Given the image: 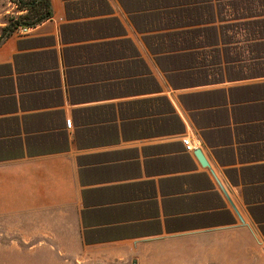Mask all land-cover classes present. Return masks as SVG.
Masks as SVG:
<instances>
[{
	"label": "crops",
	"instance_id": "obj_1",
	"mask_svg": "<svg viewBox=\"0 0 264 264\" xmlns=\"http://www.w3.org/2000/svg\"><path fill=\"white\" fill-rule=\"evenodd\" d=\"M50 3L0 43V219L19 247L264 264V0Z\"/></svg>",
	"mask_w": 264,
	"mask_h": 264
},
{
	"label": "rangeland",
	"instance_id": "obj_2",
	"mask_svg": "<svg viewBox=\"0 0 264 264\" xmlns=\"http://www.w3.org/2000/svg\"><path fill=\"white\" fill-rule=\"evenodd\" d=\"M13 0H0V34L2 28L13 18L24 14ZM25 244L17 243V236L11 234L9 222L0 219V264H65L63 259H51L30 256L20 247ZM25 249V248H23Z\"/></svg>",
	"mask_w": 264,
	"mask_h": 264
},
{
	"label": "trees",
	"instance_id": "obj_3",
	"mask_svg": "<svg viewBox=\"0 0 264 264\" xmlns=\"http://www.w3.org/2000/svg\"><path fill=\"white\" fill-rule=\"evenodd\" d=\"M24 14L13 18L2 28L0 43L20 27L35 26L52 15L50 0H13Z\"/></svg>",
	"mask_w": 264,
	"mask_h": 264
},
{
	"label": "built area",
	"instance_id": "obj_4",
	"mask_svg": "<svg viewBox=\"0 0 264 264\" xmlns=\"http://www.w3.org/2000/svg\"><path fill=\"white\" fill-rule=\"evenodd\" d=\"M27 30H28L27 27L18 28L19 33H25V32H27ZM66 124H67V127L70 128L72 126V119L71 118H67ZM184 143L186 144L188 149H194V146L191 145L190 140L188 138L184 139Z\"/></svg>",
	"mask_w": 264,
	"mask_h": 264
},
{
	"label": "water",
	"instance_id": "obj_5",
	"mask_svg": "<svg viewBox=\"0 0 264 264\" xmlns=\"http://www.w3.org/2000/svg\"><path fill=\"white\" fill-rule=\"evenodd\" d=\"M195 154H196L197 158L199 159V161H200L203 165H207V164H208V162H207V160H206V158H205L203 152L201 151V149H197V150L195 151Z\"/></svg>",
	"mask_w": 264,
	"mask_h": 264
}]
</instances>
